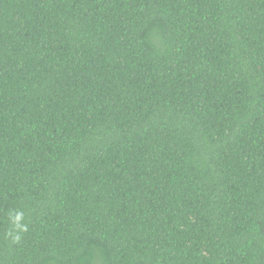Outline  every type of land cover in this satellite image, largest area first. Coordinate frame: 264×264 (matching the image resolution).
Masks as SVG:
<instances>
[{"label":"trees","instance_id":"16d2710c","mask_svg":"<svg viewBox=\"0 0 264 264\" xmlns=\"http://www.w3.org/2000/svg\"><path fill=\"white\" fill-rule=\"evenodd\" d=\"M0 264H264V0H0Z\"/></svg>","mask_w":264,"mask_h":264}]
</instances>
